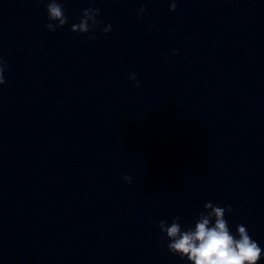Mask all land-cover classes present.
<instances>
[{"label":"clouds","instance_id":"1","mask_svg":"<svg viewBox=\"0 0 264 264\" xmlns=\"http://www.w3.org/2000/svg\"><path fill=\"white\" fill-rule=\"evenodd\" d=\"M141 7L138 15L147 11V4L151 0H140ZM180 0H169V10L175 12ZM37 3H46L47 20L45 28L49 32H55L69 23L65 15L63 0H37ZM101 14L99 8H86L82 12L79 23L71 24L70 31L77 34H87L100 27L101 21L96 18ZM112 30L108 24L102 28L101 34L107 36ZM90 40L96 37L90 36ZM174 53L178 50L174 49ZM167 62V55L164 57ZM8 70L7 61L0 56V86L6 83L5 72ZM129 79L137 88L140 81L136 73H129ZM123 181L131 185L132 177L125 174ZM231 205L221 207L209 201L204 204L203 211L195 222L194 228L182 230L180 217H173L171 223L166 219L158 222L161 233L168 239L167 249L170 253L178 255L181 259L187 258L190 264H258L264 249L249 235L246 226L236 225L237 235H233L229 229L226 214L233 212ZM163 243V241H160Z\"/></svg>","mask_w":264,"mask_h":264}]
</instances>
